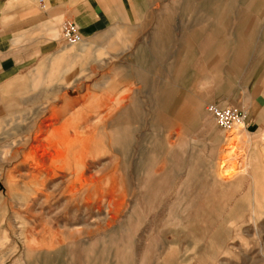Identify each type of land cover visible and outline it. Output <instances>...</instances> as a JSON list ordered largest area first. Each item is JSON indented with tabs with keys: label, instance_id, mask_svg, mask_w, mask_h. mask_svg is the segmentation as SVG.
Returning <instances> with one entry per match:
<instances>
[{
	"label": "rangeland",
	"instance_id": "obj_1",
	"mask_svg": "<svg viewBox=\"0 0 264 264\" xmlns=\"http://www.w3.org/2000/svg\"><path fill=\"white\" fill-rule=\"evenodd\" d=\"M130 9L138 18L78 43L59 33L57 52L0 80V264H50L57 252L62 264L67 253L74 264H264V0ZM150 49L172 58L146 60ZM137 52V74L123 75L115 63ZM106 72L98 129L99 98L85 85ZM64 93L72 97L58 115L34 129ZM212 101L243 111L258 103L255 123L221 131L205 109ZM8 103L16 113L2 114ZM66 142L68 161L49 159Z\"/></svg>",
	"mask_w": 264,
	"mask_h": 264
},
{
	"label": "crops",
	"instance_id": "obj_2",
	"mask_svg": "<svg viewBox=\"0 0 264 264\" xmlns=\"http://www.w3.org/2000/svg\"><path fill=\"white\" fill-rule=\"evenodd\" d=\"M136 1L137 0H0V80L6 77L15 68L24 65L31 66V61L40 58L42 52H57L62 45V42L57 38L60 33V23L62 21L70 20L78 26L82 35L87 37L93 36L97 33L105 32L110 26L117 25V23L122 24L124 19L138 18L137 11L130 9L132 2ZM212 27L211 24H205L202 29L203 31L210 32L213 30ZM165 30V27H158L154 32V39L152 41L160 42L161 39L159 40V36H161V33ZM194 33H196V30H193L191 34ZM156 52H158V55L154 54ZM145 57L146 60H150L151 62L152 59L162 60L166 57V51L164 49H150V51L147 50ZM138 58L139 55L137 52L133 60L135 62L128 63L125 67H122L119 63H115V66L121 68V73L125 76L127 67L128 71H131L129 72V76H131L132 73L136 75L139 66ZM168 58H172V56L166 57V59ZM147 67H150V65L147 64ZM132 69H136V71H132ZM130 80H132L130 77L129 80L126 78L125 80L120 79L121 83L130 82ZM106 82L107 72L96 74L91 78V81L85 85V93L89 94L92 88L98 98L102 99L104 103ZM126 89L127 88H124L123 90ZM71 97L72 96L65 95V93L61 94L53 104L48 108L46 107L47 109L43 108L38 111L37 116L32 119L33 128H39L41 130L43 123L52 114V109L59 108V100H61V105L63 106ZM27 101L29 102L30 99H27ZM13 104L14 103L5 104L2 114L10 115L16 113L12 108ZM257 108L258 103H255L252 110L246 111V118L249 120V124L255 123L253 112H255ZM104 111V109H98L97 114L99 117H104ZM151 148H154V145H152ZM88 252L89 251H84L81 253L82 260L85 258L88 260L90 259ZM95 255L96 254H94V256ZM62 256L64 255L57 252L56 261L50 262V264H62L57 260ZM65 257V264H74L72 261L75 257L74 255L67 253ZM77 263L96 264V262L93 263L89 261H80ZM114 264H117V262H114Z\"/></svg>",
	"mask_w": 264,
	"mask_h": 264
},
{
	"label": "built area",
	"instance_id": "obj_3",
	"mask_svg": "<svg viewBox=\"0 0 264 264\" xmlns=\"http://www.w3.org/2000/svg\"><path fill=\"white\" fill-rule=\"evenodd\" d=\"M82 34L78 26L70 21L64 20L60 23V38L66 44H74L82 41ZM207 114L215 121L217 127L223 132H229L239 124H245L246 111L238 107L221 104L212 101L206 105Z\"/></svg>",
	"mask_w": 264,
	"mask_h": 264
},
{
	"label": "bare ground",
	"instance_id": "obj_4",
	"mask_svg": "<svg viewBox=\"0 0 264 264\" xmlns=\"http://www.w3.org/2000/svg\"><path fill=\"white\" fill-rule=\"evenodd\" d=\"M114 84V83H113ZM116 84V83H115ZM112 86V85H111ZM115 86V85H114ZM116 86H117V84H116ZM116 90V89H115ZM111 91H113L112 89H111ZM112 94H113V92H112ZM116 99V98H115ZM116 101V100H115ZM118 103V102H117ZM97 104H98V108H101L103 105H104V103H103V100L102 99H98V101H97ZM116 104V103H115ZM57 106V105H56ZM117 113V112H116ZM53 115H58V113L57 112H53L52 113V115L51 116H53ZM51 118V117H50ZM103 121H104V117H99L98 118V123H97V125H95L96 127L98 126V125H100V123H103ZM239 125H242V124H239ZM238 126V125H237ZM237 126H235L234 128H236ZM49 127H50V125H49ZM86 127H88V126H86ZM101 127V126H100ZM54 128V127H53ZM51 129L52 130V133H51V136L53 137L54 135L56 136L57 135V128L56 129ZM74 129V128H73ZM98 129H99V126H98ZM54 130V131H53ZM102 130V129H101ZM235 130V129H234ZM99 132V131H98ZM100 132H103V130L102 131H100ZM234 131H232L231 133H233ZM51 137V138H52ZM234 136L232 135V137H231V139L233 138ZM49 143H50V141H49ZM63 144H66V146H64L63 148H57V149H55L53 152L54 153H49L48 151H46L44 148V150H45V152L46 153H49L50 154V158L49 159H52L53 158V156L55 155L60 161H62L63 162V160L64 161H68V155H69V153H70V151H69V149H68V145H72L73 144V142H66V143H63ZM77 145H79L81 148L84 146V147H87L89 144L85 141H82V142H77L76 143ZM56 146L55 144H53L52 143V145H50L52 148H55L54 146ZM62 145V144H61ZM42 146V145H41ZM35 147V146H34ZM39 147V146H38ZM37 147V148H38ZM33 148V147H32ZM42 149V150H43ZM44 150H43V152L42 153H40L41 155H39L38 157H40V158H38L39 160H37V158H36V160H37V162L34 164V165H32V167H31V169H32V179H33V176H37L40 172H41V168L38 166V164H40V163H42V165H43V162H44V160H43V155H45L44 154ZM40 152V151H39ZM46 158H47V155H46ZM41 165V164H40ZM41 165V166H42ZM43 167V166H42ZM46 168H47V166H45ZM46 168H44V169H42V171L43 170H46L47 171V169ZM50 171V170H49Z\"/></svg>",
	"mask_w": 264,
	"mask_h": 264
}]
</instances>
